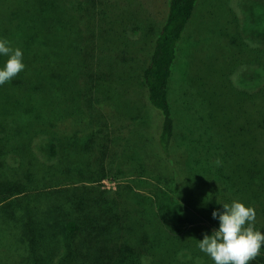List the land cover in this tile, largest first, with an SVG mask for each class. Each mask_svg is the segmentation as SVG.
<instances>
[{"label": "trees", "instance_id": "trees-1", "mask_svg": "<svg viewBox=\"0 0 264 264\" xmlns=\"http://www.w3.org/2000/svg\"><path fill=\"white\" fill-rule=\"evenodd\" d=\"M200 2L167 0L154 29L143 68L162 116L161 157L152 164L144 138L130 136L132 125L112 105L107 53L132 43L131 31L118 30L122 7L0 0V39L22 51L25 65L0 85V244L19 230L37 254L51 240L43 230H63L74 264H214L198 240L218 230L212 212L233 200L255 208L264 233V18L256 43L233 57L236 82L222 70L215 82L182 86L184 73L176 89ZM6 59L0 55V68ZM107 178L121 181L116 191L102 189ZM251 264H264V247Z\"/></svg>", "mask_w": 264, "mask_h": 264}, {"label": "rangeland", "instance_id": "rangeland-1", "mask_svg": "<svg viewBox=\"0 0 264 264\" xmlns=\"http://www.w3.org/2000/svg\"><path fill=\"white\" fill-rule=\"evenodd\" d=\"M111 3L122 7L119 11L126 17L118 16L122 17V29L118 30L131 31L132 42L126 45L122 43L119 50L107 53L109 58L106 71L108 77L115 80V83H111L114 99L112 105L126 117V124L132 125L130 136L144 138L149 159L154 164L161 157L157 141L162 116L149 101L143 82V68L149 62L153 50L154 29L157 31L165 19L167 0H101V6L105 8L111 7ZM263 18L264 0H201L184 40L176 89L181 81L178 78L184 73L182 86L186 79L215 82L222 70L224 72L221 74H226V79L231 78V82H236L238 76L234 73L241 65L237 63L240 59L236 62L233 57L242 55L244 44L246 46L250 42L252 47V42L256 43L252 37L261 28L259 23ZM126 25L127 29L124 27ZM150 27L153 30L149 31ZM133 28L138 31L133 32ZM260 38L256 36L253 39ZM131 57L133 60H130ZM82 61V53L76 49V67ZM90 63L93 65L92 61ZM58 64L59 59H56L53 65ZM243 67L245 70L246 67ZM115 149L122 152V146H115ZM120 182L107 178L101 182V187L103 190L116 191ZM49 231L45 229L43 233L48 240L51 239L50 242L45 244V248L39 249L37 254L24 245L19 230L13 231V237L4 235L0 244V264H74L67 256L66 234L63 230L57 231V234L52 233L53 237ZM16 236L20 239H16ZM80 242L81 239L77 238L76 243ZM37 255L39 257L36 258Z\"/></svg>", "mask_w": 264, "mask_h": 264}, {"label": "clouds", "instance_id": "clouds-1", "mask_svg": "<svg viewBox=\"0 0 264 264\" xmlns=\"http://www.w3.org/2000/svg\"><path fill=\"white\" fill-rule=\"evenodd\" d=\"M0 55L7 57L4 67L0 68V85H4L22 72L25 65L22 51L13 49L6 39H0ZM214 163L219 166L222 161L217 159ZM222 205L223 212H212L213 218L219 220L218 230L198 240V248L214 264H251L264 247V233L255 228V208L239 200Z\"/></svg>", "mask_w": 264, "mask_h": 264}]
</instances>
